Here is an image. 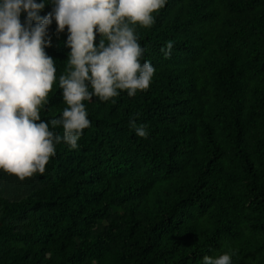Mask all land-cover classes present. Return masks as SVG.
Instances as JSON below:
<instances>
[{
	"label": "trees",
	"instance_id": "1",
	"mask_svg": "<svg viewBox=\"0 0 264 264\" xmlns=\"http://www.w3.org/2000/svg\"><path fill=\"white\" fill-rule=\"evenodd\" d=\"M35 2L41 17L53 11ZM153 16L135 26L141 63L156 70L149 88L85 101L91 126L76 149L56 145L43 174L0 170V264H202L224 253L264 264V0H167ZM68 35L53 19L45 52L57 79L42 121L67 107Z\"/></svg>",
	"mask_w": 264,
	"mask_h": 264
},
{
	"label": "clouds",
	"instance_id": "2",
	"mask_svg": "<svg viewBox=\"0 0 264 264\" xmlns=\"http://www.w3.org/2000/svg\"><path fill=\"white\" fill-rule=\"evenodd\" d=\"M167 0H53V11L41 17L43 2L0 0V170L21 181L43 174L56 145L78 147L83 130L91 126L84 102L93 96L108 101L126 91L129 97L149 88L155 73L138 42L135 26L150 28L154 13ZM26 20L21 23V13ZM53 19L57 32L68 30L70 54L59 88L67 105L59 119L42 121L41 107L56 82L54 60L45 52ZM97 34L100 36L96 44ZM174 42L161 52L171 56ZM91 88V91L89 90ZM51 129L62 126L63 136ZM140 138L145 125L130 121ZM232 254L204 256L202 264H232Z\"/></svg>",
	"mask_w": 264,
	"mask_h": 264
}]
</instances>
